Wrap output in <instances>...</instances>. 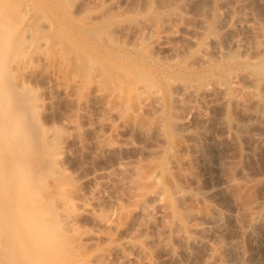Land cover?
Returning a JSON list of instances; mask_svg holds the SVG:
<instances>
[{
    "label": "rangeland",
    "instance_id": "obj_1",
    "mask_svg": "<svg viewBox=\"0 0 264 264\" xmlns=\"http://www.w3.org/2000/svg\"><path fill=\"white\" fill-rule=\"evenodd\" d=\"M225 2L231 9L228 15ZM233 15L250 17L247 25L258 29L253 33L256 39L252 36L255 42L246 37V24L234 30L222 27ZM49 19L61 28L58 37L64 54L100 59L110 51L127 64L135 57L143 67L191 81L198 89L210 77L224 79L234 72L238 79L224 94L215 83L203 96L181 102L166 96L159 110L148 101L140 104L138 98L144 94H131L125 85L117 96L106 90L105 83L88 85L85 71L76 72L80 83L74 88L73 76H68L70 82L63 90L67 80L63 83L47 70L39 71L33 52L37 42L15 51L12 41L13 30L26 24L37 28ZM211 30L223 46L241 40L240 50L231 49L223 56L210 53L205 62L194 59ZM101 36L105 40L99 41ZM263 38L264 0H0V103L10 107L11 120L31 126L26 133L36 143L35 163L45 183L39 190L41 198L52 199L58 212L72 218L61 239V254L71 264L73 260L142 264L144 259L151 264H202L204 246L178 239L199 218L183 219L185 225L179 226L168 213L169 204L158 213L156 201L147 199L152 184L145 176L158 164L166 167L163 180L181 212L203 215L213 207L219 209L222 220L215 241L224 264H234L233 260L264 264V107L249 94L256 88L264 97V73L252 68L264 62V51L255 50L264 48ZM22 71L29 75H18ZM236 86L245 92H238ZM235 98L244 103H236ZM18 102L27 106L24 103L17 111ZM158 114L164 121L183 119L185 130L171 134L164 126L166 138L161 141L152 133L161 122L156 121ZM162 147L167 150L159 157L154 151ZM226 177L234 180L230 189L225 187ZM143 201L147 211L140 215ZM234 240L239 251L231 243ZM126 241L141 245V250L124 248L135 260L121 258L118 246Z\"/></svg>",
    "mask_w": 264,
    "mask_h": 264
},
{
    "label": "bare ground",
    "instance_id": "obj_2",
    "mask_svg": "<svg viewBox=\"0 0 264 264\" xmlns=\"http://www.w3.org/2000/svg\"><path fill=\"white\" fill-rule=\"evenodd\" d=\"M223 4L227 8L225 9V11L228 15V12H231V9L228 7V4L226 2ZM232 13H229V15H231ZM244 15L242 16L245 17L246 15L245 16ZM243 17L237 15L236 17L235 16L232 17L230 21L225 20L226 23L223 21L224 26L222 27H226L231 30H234L240 24L241 25L246 24V28H245L246 29L245 33H247L246 37L253 39L254 36H256V35L253 36V33L257 28H255L254 26L247 25L248 22L250 21V20L248 21V18H250L248 17V15H247L248 18L247 17L243 18ZM59 27L60 26L57 23L49 19L40 22L37 28L35 26H32V24H26L23 26V28L20 31L13 30L11 34H12V41L14 44V50L16 51L17 48L24 49L26 46L31 45L34 42H37L38 43L37 48H34L33 52H34V57L37 60V66L39 68V71L41 72L47 70L56 79L62 82L66 81L68 76H73V81H71L73 88L80 83L77 80L78 77L76 76L77 73L79 71L81 72L85 71L84 77H86L85 80L86 83L89 82L90 84L91 83L96 84L99 81L101 85L103 83H105L106 86L111 85L110 88L108 86L107 89L106 88L105 89L110 91V94L111 92L112 93L114 92V94L117 92L116 96L117 94H119L120 91H121L120 95L122 94V88L125 85L126 89L128 90V92H131V94L132 92L137 93L139 97L142 96L141 94H144V97H140L141 99L138 98L140 104L141 103L144 104L145 102L148 101L153 105V107L159 110L166 96H168L171 99L172 98L175 99V101L181 102L183 99L187 97L193 98V97H197L200 94L201 96H203V94L209 92L211 86H214L215 83L219 85L218 90L224 94L226 93L227 87L230 86V84H234V82H236V80L238 79V74L234 72L229 73L227 77L224 79H217L215 77L213 78L210 77L207 81H204L205 83L202 82L203 83L202 86L198 89L194 86L195 83L192 84L191 81L188 80L178 81L176 79L169 77L165 73L159 74L158 72L143 67V65L138 64L140 61L138 62L136 60L138 63L135 61V57L133 60L134 62L132 64H127L128 62L123 63L124 60H122L121 62L118 61L119 59L118 55L115 54L112 55L109 53L110 51H108V53H105V56L103 57L100 56V59L90 55H85V56L83 55L81 57H78L76 54L73 53L64 54L62 51L63 40L61 41L58 37L59 34H62V32L61 33L58 32V30H61V28ZM101 32L99 33L101 34ZM213 32L214 31L211 30L208 33L206 39L201 44L202 45L201 49L199 50L198 53H196V56L194 55L195 57L194 59L205 62V60H207V57L210 53L216 56H223L227 54L231 49L236 50V52L240 50L239 42L241 40L240 41L239 39L231 40L226 46H223V44L222 45L220 44L219 39L216 38V34H214ZM257 32L255 31L254 34H257ZM94 34L95 36L97 35L96 33ZM103 34L105 33H102L101 35ZM105 36H103L104 38L102 36L100 38L99 37L97 38H99V41L102 39L105 40L106 38ZM242 39L246 40L245 36ZM254 39L252 40V42H255ZM245 40H243L245 42L244 44L247 43ZM64 44L65 43H63V45ZM251 48H253V46ZM107 50L108 49L106 48V51ZM255 50L257 52H263L264 48L257 47L255 48ZM128 57L129 56H127V58ZM252 68L257 72L259 71L260 73H264V62L261 64L252 65ZM26 72L27 71L19 72L18 75H20L21 73L27 74ZM73 72L75 73L77 72V73L74 75ZM95 73L97 75V78L95 77L94 80V76H96ZM27 75H29V73ZM66 82L67 83L63 82L65 84L62 87L63 90L66 84H68V82L70 81L67 80ZM117 85H120L118 91L117 89L115 90V87ZM6 86L7 84L3 83L2 88H5ZM236 89L238 90V92L241 91L243 92L245 88L236 86ZM101 93L104 94L105 90L101 91ZM249 94L253 96L252 100L258 106L264 107V97L258 94L256 88L249 89ZM2 95H3V90L2 92H0V97ZM197 99L199 100V97ZM235 102L238 104L244 103L241 102V100H239L238 98H235ZM24 103L22 102L16 103V106L18 105L19 107H21L19 108V110L17 109V111H21L20 109H23L22 106H24ZM192 109H194V107ZM11 114L12 112L10 111V107H8L5 103H0V264H71L69 258H67V256H64V254H61V252L63 251L62 250L63 244H61L63 240L61 239L66 236V232H67L66 229L70 228V227L68 228L67 226H70L72 218H70L69 215H67L68 213L67 214L65 212L61 213L62 211L58 212L55 205L53 204L54 202L51 201L52 199L50 200L47 198L46 201L43 200L44 198L43 199L41 198V194L39 193L41 191L39 190L45 187V183L43 182V179L39 177L40 176L39 171L41 170L39 169V164L35 163L37 161V160L35 161L34 158V152L35 149L37 148V147L35 148L36 143L33 144L30 135L26 133V131L29 130L31 126H29V124H26L27 125L26 126L24 124L25 123L24 120H23L24 122L19 119H17L19 120V122H17V120H14L15 118H12L11 120L10 117ZM162 115L163 114H158V116L155 117L157 118L156 121L159 122L161 121V122L160 123L157 122L158 124L156 123L152 133L155 134V137L161 138L160 139L161 141L162 140L165 141L166 133L164 130V126H166V131L172 134L174 130H182L183 127H185V124L183 119L181 118L174 120L171 119L172 121H164ZM145 134L148 133L145 132ZM52 146L55 147L54 145ZM166 150L167 147H162L159 149L158 148L155 149L154 152L156 155H159L160 157L166 152ZM169 151H171V149ZM41 162L40 164H42ZM171 162L176 164V162L173 161ZM54 165L55 164L53 163V166ZM121 165L119 164V167L122 168ZM42 167L43 166H40V168ZM165 168H166L165 166L158 164L150 171L149 174L145 176L146 180L150 181L152 184L151 189H149L146 194V196L148 197L147 199L151 201H156L157 203L156 209L158 213L159 212L163 213L161 208L164 206V204H169L168 213L172 217L173 222L175 224H178L179 226L185 225L184 224L185 220L183 221V219L191 220L194 218L196 219L199 218V222L192 225L191 228L183 229L184 231L181 232L178 239L182 240L184 243H190L195 245L197 243H201L204 246L205 256L203 261L201 262L202 264H221V263L224 264L222 261L223 258L220 256L221 254L218 255L217 253V250L219 251L220 247H218V244L215 241L217 238L216 236L218 234L217 229L218 227L220 228L221 226L220 223L222 220V218L220 217L221 215L219 216L218 214L219 209L217 210L215 207H213L210 212L203 215H199L194 211H185L184 213L181 212L171 202L173 198L172 197L173 192H171L170 190L171 187L167 185V183L163 180L165 179V177H163ZM47 173H49L50 175L51 172L47 171ZM233 181L234 180L231 177H226L224 180L226 186L225 185L223 186L230 189L233 186ZM57 201L59 200H56V202ZM66 202H68L67 199ZM68 203H66V205ZM238 207L239 209L241 208L240 205ZM67 208L65 209L66 211ZM139 208H140L139 214L145 215V210H146L145 201L141 202ZM242 211H244V209ZM72 216L73 215H71V217ZM235 219L238 220L237 217H235ZM242 229L243 226L239 224L238 230L241 232ZM193 234L196 235L193 236ZM215 242L217 245H215ZM231 243L233 244L236 251H239L241 249L239 247L240 245H238L239 242L237 240L231 241ZM127 246L140 249L141 245L139 246V244H136V242L134 243L131 241H126L118 246V248L120 249L119 251H121L122 253L121 254L122 260H129V259L135 260L136 259L135 257L132 256L131 258L129 254L128 255L130 257L126 254V252L125 253L123 252L124 248ZM144 260H143L144 264H151L150 261L147 262L148 260L147 261L146 259ZM76 262H77L76 260H73V264H77ZM233 263L241 264L239 260H233Z\"/></svg>",
    "mask_w": 264,
    "mask_h": 264
}]
</instances>
